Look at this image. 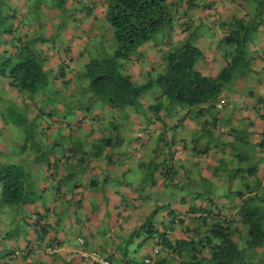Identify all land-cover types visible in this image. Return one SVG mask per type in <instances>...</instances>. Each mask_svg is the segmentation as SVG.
<instances>
[{
	"label": "trees",
	"instance_id": "trees-1",
	"mask_svg": "<svg viewBox=\"0 0 264 264\" xmlns=\"http://www.w3.org/2000/svg\"><path fill=\"white\" fill-rule=\"evenodd\" d=\"M29 18L37 26L30 33ZM43 26L47 31L42 33ZM109 26L113 46L91 57L81 44L98 42L104 48L102 39H110ZM259 42H264V0H0V135L1 128L10 124H17L21 134L20 143L11 150L0 143V244L4 246L0 264H25L26 259L43 264L41 257L58 258L64 245L83 264L93 263L81 252H94L111 264H143L152 249L151 264H264V193L259 187L264 179L259 178L261 162L249 155L251 138L257 139L255 151L264 153V65H260L264 43L257 46ZM47 43L48 48L43 45ZM48 49L56 55L65 53L58 74L45 69L46 54L41 53ZM82 59L81 65L77 61ZM207 66H216L214 74L209 68L203 70ZM257 67L254 79L251 74ZM65 71L77 73L70 82L86 94L68 114L80 109L91 113L89 118L72 116L64 121L62 110L68 103H59L58 108L54 104L60 99L52 97L56 88L49 81L60 78V84L66 85ZM261 71L263 80L257 78ZM254 88L259 90L256 95ZM96 101L113 111L100 137L87 141L88 130L82 133L83 140H73L59 132L63 125L77 132L85 120L95 124ZM225 105H240L245 112L257 105L255 122L260 130L243 111L231 113ZM174 107L193 109L196 115L183 112L175 118L178 127L167 128L165 118L179 114ZM34 108L36 112H31ZM194 118L199 130L185 122ZM210 122L218 124L214 137L206 128ZM126 124L135 133L132 138L119 129ZM182 125L189 133L180 131ZM53 127L56 136L50 132ZM248 130L256 137H248ZM177 139L183 143L181 149L190 151L192 167L180 163L176 168L166 162L175 154L172 147ZM148 140L153 141L150 153H158L160 161L140 160V167H145L137 187L155 184V173L161 187L171 189L168 197L186 186L192 194L181 195L180 201L189 197L193 202L186 211L197 225L186 231L194 237L176 239L169 233L176 225V211L169 207L162 231L147 218L133 227L128 239L89 251L90 238L104 232L101 222L89 220V215L110 202L125 208L132 204L119 188L122 179L109 174V167H121L132 151L144 150ZM127 146L131 148L126 150ZM199 161L204 165L199 166ZM42 176L53 183H40ZM237 177L246 180L233 185ZM80 187L83 191L77 192ZM222 187L224 191L215 192ZM85 190L89 204L83 210L80 201ZM215 193L227 198L232 208L214 207ZM153 201L152 216L167 206ZM139 233H144L141 241L151 239L152 246L141 257L126 248L131 234ZM254 251L259 253L257 259L249 256Z\"/></svg>",
	"mask_w": 264,
	"mask_h": 264
},
{
	"label": "crops",
	"instance_id": "crops-1",
	"mask_svg": "<svg viewBox=\"0 0 264 264\" xmlns=\"http://www.w3.org/2000/svg\"><path fill=\"white\" fill-rule=\"evenodd\" d=\"M264 42H259L257 46L262 45ZM75 44L72 45V49H75ZM48 47V45H47ZM59 49L61 50L62 46H58ZM57 47V48H58ZM56 48V47H55ZM53 49V48H52ZM52 49H48L45 50L44 53L41 54H46L44 57L45 61V69L48 68L52 74H58L57 71V67L60 64V59H61V55L65 54V53H61L59 51V53L56 55V51L54 52V50ZM52 50V51H51ZM72 54V53H71ZM262 54V53H261ZM74 55V54H72ZM262 62H264V60H262ZM203 65V64H201ZM203 70L205 71V69L209 68L210 74H214L213 72L216 71V66L214 67H202ZM74 78V75L71 72H67L65 71V75L63 79H69L68 83L65 85H61L59 80L60 78H57L55 80H50V85L51 86H55V88L59 87L62 90V93L65 95H69L70 92H73L74 90H76V85H73L72 82H70V80H72ZM248 85V84H245ZM258 87V86H256ZM235 88L239 89V85L236 86ZM259 93V90H253V94H257ZM240 102L242 103L243 98L239 99ZM243 104V103H242ZM226 109L228 111H230L232 113V111L234 112H239L241 113L242 111V115H247L246 117L249 118V120L253 121V124L255 127H257V130H260V127H258L260 124L258 122H255L256 120H258V111L256 110V107L254 106H248L251 108V110L245 112L243 107L240 105H234L233 107L230 105H225ZM191 110V111H190ZM190 110H186L183 107H180L179 112L183 113V112H191L192 115L195 117L196 113L193 109ZM76 114L77 117L80 118L81 115L80 113L76 110ZM197 117V116H196ZM198 118V117H197ZM195 119V118H194ZM202 119L201 116L199 118V120ZM191 121V122H190ZM185 122L189 123L191 127H193L195 125V123L193 122V120H185ZM165 126L167 128H171V127H178L175 123V116H170L168 118H165L164 120ZM84 126L81 125V129L84 128L85 131L90 130L91 132H94V134H91L87 139H92V137L94 139H96L97 137H100V134L104 133L106 130H103V127H106V125L101 124L100 122H96L95 124H90V128L89 125H87V121L85 120L83 123ZM64 126V125H63ZM80 129V130H81ZM189 133V131H187ZM258 133V132H257ZM256 134V133H255ZM255 134L253 135L254 137ZM135 135V133H134ZM262 136L264 137V134H262ZM179 140L177 139L176 144L172 147L175 150V154L171 159H167L166 162L167 163H172L174 167L179 168V164L180 163H185V162H191L192 157L190 155V151L185 148V149H181L183 143L178 142ZM257 141V139L255 138H251V142L255 143ZM187 143V142H186ZM133 144L136 146L137 144H135L133 142ZM153 143L152 141L149 142L148 140V147H149V152L152 149ZM137 147V146H136ZM146 145L144 146V150H139V151H132L131 155L125 159L124 164L121 167L116 168L117 172L115 174H113L112 169L115 168L113 166L109 167V174L116 176L117 178H119V180L122 181L123 184H121L119 186V188H121V190L123 191V195L127 198H129L132 202L131 205H129L128 207L125 208V206L123 207L121 204L116 205L115 203H107V205H102L98 207V209H96V212H94V214H90L89 215V220L96 218L97 221L95 222L96 224H100L99 221L101 222V228L103 227L104 232L100 233V231H98L96 234L93 235V237H91V241L89 244V251H100L102 249V247H105V249H107L109 247V245H117L119 244L122 240L124 241L125 239H128V237L130 236V233L133 229V227L138 226L139 224H141L144 220H146L147 218H150L152 225L155 226V228L158 231H162L164 229V227H162V224H164L165 220H163V215L164 213L170 208H173L176 213H175V223L176 225L173 227V229H171L169 231V233L172 234V236L176 239H184L187 240L191 237H194V233H190V231H186V228H190L193 225H197L196 222H193L192 220H189L188 218L190 216H192L190 213H188L186 211V208L190 207L189 205H191L193 202H191V199L188 197L187 200H185V203L181 204L180 199L182 198L181 195H183L182 190L183 188H185L186 186L182 187L181 190H179V192L175 193V195H171L168 197V192L169 188L167 189H163L161 187V179L159 178L158 174L155 173L154 177H153V181L155 182V184L148 186L145 185L142 188H138L139 187V183H138V187L137 185L131 181L130 179V175L127 176V172H129V164L130 161L132 159L133 156H137V158H143L145 156H148L147 149L145 151ZM151 156L147 158V160H159L160 161V155L157 154H153L150 153ZM183 155L185 156V158H188L187 160H183ZM249 155L252 157V160H255V162L260 161L261 163L258 164V170L260 168V166L262 167L263 162L261 161L262 157L264 156V153H257L254 149V144L251 147L250 151H249ZM255 158V159H254ZM94 164V163H93ZM204 165L203 162L200 163L199 161V166ZM95 167V166H94ZM159 167H164V164L160 163ZM42 167H40V171H42L41 169ZM96 173H98L96 171ZM180 174V173H179ZM202 174V171H201ZM97 176V175H96ZM180 177L177 173V178ZM99 179V177H98ZM63 181V180H62ZM40 183H43L45 185H48V183H53V180H50L48 178H45L44 176H42V178L40 179ZM181 184V183H179ZM111 186V185H110ZM148 186V187H147ZM221 189H224V187H222ZM77 192H81L83 191V189L77 188L76 189ZM84 193L87 195H85L84 197L82 196V199L80 201V206L83 207V210H85L84 208L88 207V192L85 190ZM114 195H112L111 197H113ZM76 198V197H75ZM153 200H159L162 203H167V206L165 208L160 209L155 215H151L152 213V209L154 206V201ZM225 200L220 199L218 203H216L214 205V207H227V205L224 202ZM205 201L202 202V206H204ZM229 204L228 207H231V203H227ZM73 208V205H70ZM213 207V208H214ZM188 216V217H187ZM179 218H185L184 219V223H177V219ZM14 224V223H13ZM12 227H14L13 225H11ZM172 226V225H171ZM94 230L96 231V226H94L93 228V232ZM1 232V231H0ZM2 234V233H1ZM139 236H136L135 234H131V241H129L127 243V250L128 252H131V255L134 253L136 255H140V257L142 255H144L146 252H149L152 249L151 246V239L150 240H145V241H141L144 233H139ZM201 236V235H200ZM204 240V236L203 238H201V240ZM200 240V239H199ZM212 241L214 240L215 242H217L215 239H211ZM20 242V243H19ZM19 246H23L24 242L22 241V238L19 236ZM124 243V242H123ZM3 244H0V249H3ZM65 248H63L61 250V255L56 258H50V257H41L40 261L43 262V264H83V262L79 261L76 253L72 252V248L67 247L64 245ZM104 249V250H105ZM134 250V251H133ZM206 252V251H205ZM165 252H162V254L164 255ZM185 252H182L181 255H184ZM138 259V258H137ZM26 261H28L26 259ZM25 264H33V263H26ZM31 261V260H29ZM171 262V261H170ZM184 262V261H182ZM12 263V261H11ZM6 264H9L6 263ZM13 264H23V262H13Z\"/></svg>",
	"mask_w": 264,
	"mask_h": 264
},
{
	"label": "rangeland",
	"instance_id": "rangeland-1",
	"mask_svg": "<svg viewBox=\"0 0 264 264\" xmlns=\"http://www.w3.org/2000/svg\"><path fill=\"white\" fill-rule=\"evenodd\" d=\"M18 2V1H17ZM245 1H243V3H244ZM246 7V6H245ZM1 12H2V9H1ZM28 25H29V27H28V31H29V33L31 32V30H34V28L33 27H37L36 25H35V22H34V20H33V18H29L28 19ZM110 27V26H109ZM42 30V33L43 32H46L47 30H46V28H45V26H43L42 28H41ZM50 29V28H49ZM109 36H110V41L108 40V37L107 36H105L104 37V39H102V44L104 45V48L101 46V44L100 43H98V42H95L94 44H92V43H89L88 41L87 42H84L83 44H81L82 45V47L84 48L85 47V51H86V53H88L91 57H97L98 55H99V51H100V49H103L105 52H108L110 49H111V47L113 46V44H114V41H113V39H112V30H111V27H110V30H109ZM98 41H99V39H98ZM43 45H45V47L48 45V43L47 44H43ZM80 47V46H79ZM48 48V47H47ZM76 48V47H75ZM80 49V48H79ZM61 52V51H60ZM80 61L82 62L81 63V65L84 63L83 62V59L82 60H78L77 62L78 63H80ZM76 63V62H75ZM75 65V64H74ZM260 65L262 66V65H264V62H260ZM74 67V66H73ZM79 66H76V69L78 68ZM75 69V70H76ZM79 69V68H78ZM258 67H257V71H255V72H253L251 75L253 76V78L255 79L256 78V74H257V72H258ZM125 70H126V68L125 67H123V69H122V72L123 73H125ZM74 71V70H73ZM73 71H71V73L73 74V75H76L77 73H75V72H73ZM263 71H264V69H263ZM263 71H261V72H259L258 73V77L257 78H259L260 80H263L262 78V73H263ZM131 72H132V70H131ZM138 73V71H136L135 70V74H137ZM205 75H208V73L207 72H205ZM209 76V75H208ZM135 79V78H134ZM68 83V82H67ZM76 90H74L73 92H70V94L65 98V99H63V97L61 96V94H62V90L58 87H56V89H55V93H53V95H52V97H55L56 99L57 98H59L60 100L58 101V103H54L55 105H57V108H58V106L61 104V103H68L67 105H65L64 107H65V109H63L62 111L63 112H65L66 114L63 116V120L64 121H68V120H70V118H72V116H77V114H76V110H75V112L74 111H71L70 112V115L68 114V110L71 108V107H73V106H75L76 104H80L85 98H86V94L84 93H82L81 92V90L76 86ZM63 96H65L64 94H62ZM27 100H28V98H26ZM63 101V102H62ZM28 102V101H27ZM60 103V104H59ZM95 105H94V107L92 108V113L94 112V113H97L99 116H97L98 118L97 119H94L93 118V120H95L96 122H100L101 124H104V125H106V127H107V120H109L110 119V116H113V111L111 110V109H108V108H105V107H103L101 104H100V102H98V101H96L95 103H94ZM61 106H63V104H61ZM81 108H82V106H81ZM175 109L173 110V111H175L174 113H179L177 116L174 114V116H175V118H177V117H180V116H182V114L179 112V109H180V107H174ZM224 110H227L226 109V107H224ZM79 113H80V115L83 117V118H89L90 116H91V113H89V112H87V111H85V110H80V109H78L77 110ZM90 111V110H89ZM31 112H36V109L35 110H33V111H31ZM91 112V111H90ZM59 114H61L60 112H59ZM172 115H173V112H172ZM59 116V115H58ZM54 117H56V116H54ZM100 118V119H99ZM56 119H58V117L56 118ZM178 119V118H177ZM193 122L195 123V125L193 126V127H191V128H194V130L195 129H200L201 128V126L199 125V123H198V120H195V119H193ZM108 123H109V121H108ZM92 125V122H87V125ZM123 124V123H122ZM209 127H207L206 126V128H209L210 129V131H211V135L214 137L215 135H217V132H218V124H216V125H214L212 122H210L209 124H207ZM82 126H84L83 124H82ZM183 126V125H182ZM18 125L17 124H10V125H6V126H4L3 128H1L2 130H3V132H2V134L0 135V143H2V148H3V145L7 148V149H12L14 146H16L18 143H20V139H19V136L21 135L20 134V131L18 130ZM129 128H131V127H129V124H126V125H122V126H120V131H125V132H130L131 134H129V135H127V138H132V136L134 135L132 132V130H128ZM69 127H66V126H62L61 128H60V130H59V132H62L63 134L65 133V135L67 136L68 134L70 135V138L69 139H73L74 140V138H79V139H84L83 137H81V136H83L82 135V133H84V128H82L81 130H79V131H77V132H74L73 131V129H71V131H69ZM1 130V131H2ZM69 131V132H68ZM180 131H185V132H187L188 131V127H186V126H183V128H182V130H180ZM51 134L53 135V136H56L57 134H58V130L57 129H55V127H53L52 129H51ZM67 132V133H66ZM248 132H249V135H248V137L249 136H253L252 134H251V132H250V130H248ZM91 134H94V132H90ZM68 139V140H69ZM87 141H88V139H86ZM152 143H153V141H152ZM249 143V142H248ZM132 144H133V142H132ZM134 145V144H133ZM135 146V145H134ZM233 146V145H232ZM253 146V143L251 144V145H249V147H252ZM234 147V146H233ZM131 147L130 146H127L126 147V150H128V149H130ZM164 148H166V147H164ZM147 149V154H148V156L150 157L151 156V154H150V152H149V147H148V143H147V145H146V148H145V150ZM249 149V148H248ZM140 160H142V162H145L146 163V161H147V158L146 157H141L140 159H138L137 158V156H133L132 157V159H131V161H130V164H129V172H127V176L128 175H130V179H131V181H133L137 186H138V183L139 184H141V180H142V178H143V176H142V168H144V167H140V165H141V163H140ZM251 163V161L249 160L247 163H245L244 164V167L245 166H247V164H250ZM184 165L185 166H191L192 167V165L189 163V162H185L184 163ZM112 172H113V174H115L116 172H117V169L116 168H113L112 169ZM37 174V172H32V175L33 176H35ZM259 174H260V176H259V178H262V179H264V164L262 165V167L260 166V168H259ZM256 176H257V174H256ZM258 177V176H257ZM237 179L238 180H234L233 182H232V184L233 185H236V183H238V181H240V179H242V180H246V177L245 178H242V177H237ZM148 187V186H147ZM259 187H260V189H261V191L264 193V180L261 182V183H259ZM226 189V188H225ZM221 191H224L223 189H220V190H218V189H216V191L215 192H221ZM183 195H187V196H189L190 194H192L191 192H189L188 191V189L185 187V188H183ZM181 192V193H182ZM262 192H259L260 193V195H263V193ZM192 198V197H191ZM220 199H223V200H225L224 202H225V204H227L228 203V201H227V198H223L221 195H220V193L218 194V193H215L214 195H213V204L215 205L216 203H218L219 202V200ZM232 205V204H231ZM232 208V207H231ZM263 228H264V223H263ZM234 240H235V242H236V244L237 245H241V243H240V241L239 240H237V239H235L234 238ZM263 248H264V245H263ZM260 249V251L261 250H263L262 248H259ZM259 250L257 249V252H258ZM249 253V256H250V258H252V259H257L258 257H259V253H257L256 254V251H254V253L252 254V253H250V252H248ZM157 255V254H156ZM243 258H244V254H243ZM252 259H250L249 261H251Z\"/></svg>",
	"mask_w": 264,
	"mask_h": 264
},
{
	"label": "built area",
	"instance_id": "built-area-1",
	"mask_svg": "<svg viewBox=\"0 0 264 264\" xmlns=\"http://www.w3.org/2000/svg\"><path fill=\"white\" fill-rule=\"evenodd\" d=\"M80 255L82 257H87V259H89V261L93 264H111L108 261H106L105 259L99 257L96 253L94 252H89V253H83L81 252ZM151 261V257H145L143 259V264H148Z\"/></svg>",
	"mask_w": 264,
	"mask_h": 264
},
{
	"label": "clouds",
	"instance_id": "clouds-1",
	"mask_svg": "<svg viewBox=\"0 0 264 264\" xmlns=\"http://www.w3.org/2000/svg\"><path fill=\"white\" fill-rule=\"evenodd\" d=\"M61 81V79L59 80V82ZM64 85V84H63ZM63 94V93H62ZM61 94V96L63 97V95ZM70 94V93H69ZM65 95V94H64ZM68 95H65L64 96V98H66ZM36 108H34V109H31V110H35ZM263 164H264V162H263ZM153 252V249L151 250V253ZM83 253H85V252H83ZM151 253H149L150 255H149V257H151V261L148 263V264H151L152 263V261H153V256H152V254ZM146 257V256H145ZM144 259V258H143Z\"/></svg>",
	"mask_w": 264,
	"mask_h": 264
}]
</instances>
